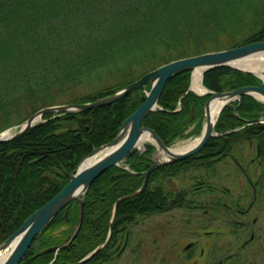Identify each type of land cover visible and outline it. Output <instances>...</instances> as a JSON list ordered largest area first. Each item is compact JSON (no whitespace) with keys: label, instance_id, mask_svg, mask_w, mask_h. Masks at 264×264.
I'll return each mask as SVG.
<instances>
[{"label":"trees","instance_id":"16d2710c","mask_svg":"<svg viewBox=\"0 0 264 264\" xmlns=\"http://www.w3.org/2000/svg\"><path fill=\"white\" fill-rule=\"evenodd\" d=\"M255 40H264V0H0V132L45 106L110 95L169 61ZM190 81L191 70L169 78L160 107L143 120L168 145L201 133L207 96L186 93ZM203 83L225 91L260 80L223 65L206 70ZM144 100L138 89L95 109L49 112L22 136L0 142V244L68 183L86 155L111 141ZM239 103L222 110L216 123L221 134L203 149V162L222 160L229 145L244 139L259 141L258 158L264 159V135L258 138L256 130L264 124L244 127L264 115V102L245 94ZM153 150V144L133 150L124 163L128 168L112 166L94 180L83 224L70 244L44 252L73 234L80 218L77 200L42 229L19 264H71L102 243L115 201L142 185ZM197 161L191 156L154 170L141 193L119 203L109 242L84 264H102L98 256L113 253L117 233L140 216L192 205L188 190L169 182Z\"/></svg>","mask_w":264,"mask_h":264},{"label":"water","instance_id":"95a60500","mask_svg":"<svg viewBox=\"0 0 264 264\" xmlns=\"http://www.w3.org/2000/svg\"><path fill=\"white\" fill-rule=\"evenodd\" d=\"M255 55H264V40L250 41L242 45L222 50L207 51L196 55L178 58L164 63L149 72H146L137 80L125 85L110 95L83 103L72 102L45 106L32 113L23 123L20 124V126L9 128L0 132V142L11 141L22 136L31 127L42 121L46 113L55 112L60 114L64 112L71 113L95 109L97 107L108 105L120 100L121 98L126 97L138 89H140L145 95V100L142 102V104L123 120L117 135L111 141L94 148L88 155H86L81 160L79 165L71 171L70 180L68 183L52 198L41 205L38 209L33 211L24 220L22 225L0 244V252L9 250V253L0 264H19L37 234L40 233L41 230L71 201L77 200L80 202V218L73 234L65 242L59 245L48 247L44 252H56L70 244L76 238L82 226L85 196L91 184L97 177H99L110 167L119 165L120 162L123 161L129 155V153L137 147L144 135L148 134L150 138L149 141L155 145L154 152L149 156L150 163L144 173V181L140 188L118 198L115 201L112 210L111 223L113 221L118 204L129 196H134L141 193L146 188L150 174L153 170L161 165L173 163L198 153L206 146L212 137L219 135L215 130V126L222 109L228 103L235 101L236 99L241 102L242 96L244 94H252L264 101V78L262 77V82L258 85H247L227 91H214L205 87L206 91L204 93H198L192 88L193 75L198 69L202 70V79L204 72L207 69L223 65H228L260 76L253 70L233 64V62L237 60ZM185 70L192 71L191 83L187 92L192 91L198 96L208 95V98L204 104L206 120L203 125L200 140L193 147L180 152L173 151L154 128L143 124V120L151 111H154L160 107L159 100L168 79ZM148 85H150L149 90L147 88ZM258 95H260V97ZM214 101L223 102L216 119L212 117V105ZM254 120L259 121L260 118H256ZM161 150H164V156L159 155V151ZM104 151L105 153L96 160L85 164L88 158ZM111 234L112 226L110 227V232L107 239L103 243L98 245L93 251L88 253L79 261L71 264H82L90 259L108 242Z\"/></svg>","mask_w":264,"mask_h":264},{"label":"flooded vegetation","instance_id":"af4514ba","mask_svg":"<svg viewBox=\"0 0 264 264\" xmlns=\"http://www.w3.org/2000/svg\"><path fill=\"white\" fill-rule=\"evenodd\" d=\"M234 102L235 101H233V103ZM236 108L238 114V106H236L235 115L240 117L239 114L238 115L236 114ZM245 120L246 119H244V121ZM245 122L246 123L244 127L253 122L264 124V120L261 121L246 120ZM242 127L228 130L226 131V133H231ZM256 130H257L258 138L264 135L263 133L264 127L256 128ZM244 143H247L248 146H254L256 148V155L255 157H252L250 161L256 162L257 169L259 171L261 170L257 179L252 180L250 178V175L247 172V165L244 163V161H242L244 163L242 164V168L239 166L241 159L237 158L233 153L235 148H239V144L229 145L227 147L226 156H224L222 160L225 159L226 162L228 159L233 161L234 166L238 167L244 173V177L246 178L247 182L252 186L253 195L257 197L258 191L263 190L264 159L258 158V156L261 154L259 141H257L256 139L253 140L244 139ZM240 145L242 144L240 143ZM203 149L199 153L194 155L197 157L198 161L195 165L191 167L193 168L203 167L205 169H209L210 171L208 176L210 177V180L207 177L208 178L207 180L200 179L193 183L192 187L194 190L193 193L195 197L193 205L172 207L170 210L158 212V213H152L149 215H145V217L156 215L159 213L169 212L179 207L181 208L193 207V209L197 208L196 212L199 211L201 214L200 221H198L199 223L195 224V227L193 228L194 229L193 234L194 235L196 234L195 238L185 243H182L183 241L180 242L179 240H175V242L171 244L172 246L171 248L169 249L163 248L162 251L165 252L164 259L176 255L177 256L176 261L178 262L180 259V264H184L186 261L190 260L191 257H194L195 255L198 257H202L206 253V246L203 243V240L208 238L210 240V244L208 245L207 248V252H209V257H208V261H206L203 264H250V261L252 260L245 259L244 249L258 238V234L255 232L253 228V226L257 223V216H255L251 222L250 219L248 218L249 215L248 213L250 212L253 203H251L248 207L245 208L244 205L241 204L239 205L237 202H232V204L231 202L228 203V198L225 196L224 197L226 199H222L220 197L217 198L218 193L222 192L225 194L228 192L227 188L218 187L215 184H212V182H216V180L211 182V179H213L212 171L213 172L216 171L217 163L221 162L222 160L214 161L215 159H209L203 162L202 160H200L201 159L200 157L204 156V153L202 152ZM220 165H222V163H220L219 166ZM215 191L217 192L214 194ZM245 191L246 188L244 189V192ZM209 195H217V196L211 198ZM200 197H205L207 201H202V198ZM207 202H209L208 205L205 204ZM200 204H204V205H200ZM207 215L209 217H206ZM219 216L221 217L224 216L225 223L217 222V220L220 219ZM139 221L140 220L138 219V221L134 223L130 228L129 227L124 229L122 228L121 231L117 233L118 236L120 237V242L116 243V245L114 246L113 253L103 254L101 256L100 255L98 256V259L100 258L103 260L102 264H118L120 259L123 256H125L127 252L131 253L132 258H137L140 257L141 254L147 250L146 248H144V243L142 241H137L136 243L133 244L134 226ZM209 222L210 224L207 225V223ZM256 257H257V264H264V248H260L257 251ZM183 259L184 261H182ZM106 261H110V263H104Z\"/></svg>","mask_w":264,"mask_h":264},{"label":"rangeland","instance_id":"374dc122","mask_svg":"<svg viewBox=\"0 0 264 264\" xmlns=\"http://www.w3.org/2000/svg\"><path fill=\"white\" fill-rule=\"evenodd\" d=\"M189 139L192 138L179 140L175 144L181 145L180 143ZM145 142L139 145L140 150L142 151L146 148L145 144L151 143L150 141ZM241 144L242 145L239 144V148H235L233 153L237 158L241 159L239 166L242 168V164L245 163L247 165V172L249 173L250 178L255 180L261 172V170L259 171L257 169V163L250 161L251 158L256 155V148L254 146H248V144L244 143V141H242ZM242 161H244V163ZM220 163H222V165L219 166ZM216 167L215 172L211 170L213 174L211 182L216 180V182H212V184H215L218 187L227 188L228 192L225 194L222 192L218 193V196L209 195L211 198L217 196V198L220 197L222 199H226L225 197H227L228 203L231 202L232 204V202H237L239 205H244L245 208L253 203V206L248 213V218L251 222L252 219L257 216V223L253 226V228L258 234V238L244 249V254L246 260H252L250 261V264H257L256 253L260 248H264V182L263 190L258 191V195L256 197L253 195L252 186L247 182L244 177V173L238 167L234 166L232 160L228 159L226 162L224 159L217 163ZM209 171V169H205L203 167H191L179 176L171 178L169 185L173 189L188 190V198L195 199L192 185L200 179L207 180L209 178L210 180V177L208 176ZM245 188L246 191L244 192ZM216 192L217 191H215L214 194ZM200 198H202V201H207L205 197ZM208 203L209 202L205 204L208 205ZM196 209L197 208L193 209V207H179L169 212L159 213L148 217L140 216V221L134 226L133 244L137 241H142L144 243V248L147 250L137 258H132L131 253L127 252L125 256L120 259L118 264H180V259L178 262L176 261V255L164 259L165 252L162 251V249L171 248V244L174 243L175 240H179L180 242L183 241L182 243H185L195 238L196 234H193V228L195 227V224L199 223L198 221H200L201 217L200 212H196ZM206 217L209 216L207 215ZM219 217L220 219H218L217 222L225 223L224 216ZM209 224L210 222L207 223V225ZM203 243L206 246V253L204 256L198 257L195 255L184 264H198V262L199 264H203L208 261L209 252H207V248L210 244V240L208 238L204 239ZM182 261H184V259Z\"/></svg>","mask_w":264,"mask_h":264},{"label":"bare ground","instance_id":"6f19581e","mask_svg":"<svg viewBox=\"0 0 264 264\" xmlns=\"http://www.w3.org/2000/svg\"><path fill=\"white\" fill-rule=\"evenodd\" d=\"M233 64L236 66H240V67L249 69V70H253V71L257 72L258 74H260L262 77H264V55H255V56L245 57L243 59H240V60L233 62ZM192 88L198 93H204L206 91V88L202 83V70L201 69L196 70L194 75H193ZM258 96L260 97V95H258ZM222 105H223V102L214 101V103L212 105V117L214 119L217 118L218 113H219ZM147 140H150L148 134L144 135L139 143L141 144ZM199 140H200V136L196 137L195 139L188 141L187 143H185V142L180 143V144H183L180 147L178 145H175V146L171 147V149L173 151L182 152V151L187 150V149L193 147L194 145H196ZM104 153H105V151L91 156L90 158H88L86 160L85 164L93 162L94 160H96L98 157H100ZM159 155L164 156V150L159 151ZM8 253H9V250H5V251L0 252V263L2 262V260L6 257V255Z\"/></svg>","mask_w":264,"mask_h":264}]
</instances>
